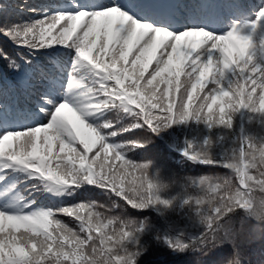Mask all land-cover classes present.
I'll return each mask as SVG.
<instances>
[{"label":"snow or ice","instance_id":"snow-or-ice-1","mask_svg":"<svg viewBox=\"0 0 264 264\" xmlns=\"http://www.w3.org/2000/svg\"><path fill=\"white\" fill-rule=\"evenodd\" d=\"M8 8L0 4V36L6 38L0 45V159L31 170L30 178L46 181L49 191L67 199L55 207L36 205L35 199L23 205L0 204V264H34L37 256V264H95L97 256L119 264L114 248L106 247L113 237L103 232L106 225L95 211L97 204L75 202L79 189L87 184L111 190L133 209H145L158 197L141 185L131 188V195L122 180L117 186L126 169L143 167L125 160L127 153L143 149L153 133L190 106L200 119L214 121L228 97L232 103L242 99L257 104L259 89L260 101L264 0H56L42 9H27L33 14L27 17H12ZM240 36L251 38L243 55L236 42ZM245 57L250 59L242 63ZM81 68L95 77V88L77 78ZM237 84L243 85L242 95L234 92ZM216 104L218 113L212 111ZM111 108H122L131 119L116 128L111 121L98 123L95 114ZM106 138L118 142L109 144ZM210 142L193 149L186 141L183 155L204 166L224 167L223 158L211 163L197 158ZM258 147L240 137L238 148L246 153ZM109 153L115 158L111 164ZM115 161L121 163L116 166ZM59 215L79 221V232ZM215 215L219 219H209V231L215 228L225 237L236 232L237 212L220 215L217 210ZM6 228L13 230L7 236ZM22 228L43 230L46 239L18 238L15 231ZM134 233L121 228L119 240H131L136 258L143 249L135 247ZM165 242L173 251L187 249L179 238L166 237Z\"/></svg>","mask_w":264,"mask_h":264},{"label":"trees","instance_id":"trees-1","mask_svg":"<svg viewBox=\"0 0 264 264\" xmlns=\"http://www.w3.org/2000/svg\"><path fill=\"white\" fill-rule=\"evenodd\" d=\"M55 2L56 0H0V4L9 5L7 14L12 17L33 15L27 9H42ZM20 6H23V11L20 10ZM5 39L0 36V45L4 44ZM2 72H4V65L0 63V87L3 85ZM84 79L90 84V87H96L94 79L85 76ZM258 93L259 89H257L256 94L257 105L259 104ZM203 94V92L200 93V95ZM189 111H191V106ZM212 111L218 113V104L213 105ZM97 114L98 123L111 121L113 128L119 127L122 122L131 119L129 114L125 113L122 108L105 109L102 114ZM230 115L233 119L231 128L215 124L209 127L204 122L191 118L186 121L170 123L167 127H161L158 132L153 133L151 142L146 144L143 149L125 155V160H132L136 163L145 160L152 161L149 165V177L150 179L154 178L161 187L156 190L155 196L158 197L156 202L149 204L145 209H133L122 197H117L115 193H111V190L105 191L87 184L79 189L81 196L75 202L83 201L86 203L91 200L95 201L97 205H103V207H96L95 211L103 213L104 218L119 217L123 220L135 218L138 225L140 221H144L142 230L134 233L137 240L135 247L143 249L139 256L135 258L134 264H220V261L232 252V248L228 243L203 255L191 247L183 252L173 251L168 247L165 238H179L186 243L196 242V238L204 231L205 225L200 222L199 213L197 212L198 208L202 212L204 206L197 205L192 199H187L189 196H195L200 191L193 180L202 174H226L229 172L224 167H209L190 161L183 155L186 141H191L192 147L195 149L206 138L210 139L209 151L215 160L221 159L232 149L238 148L241 136L249 137L252 142H264V115L252 113L246 108L242 117L240 110L230 113ZM173 116L176 118L175 107ZM88 121L90 122L91 119ZM105 142L112 144L118 141L115 138H106ZM245 147H247L246 144ZM109 157V163L111 164L115 158L112 153H109ZM120 163L121 161H115L116 166ZM4 164H7L8 167H3ZM121 171L122 173L125 172V170ZM12 175L14 176L10 182L2 186L0 194V198H4L7 204L23 205L35 199L36 205L55 207L61 199H67V197H57L52 191H49L45 187L46 181L35 177L30 178L31 172L22 166L9 161L7 158L0 159V177ZM121 180L123 181V189L126 192L141 184L144 185L146 190V182L143 180L140 171L133 172L131 169H126V174H122L121 178L117 180L118 187L121 186ZM129 194L132 193L129 192ZM5 195L11 196V199L3 197ZM186 199L187 203H185ZM113 202L118 207H113ZM239 214L237 212L238 216ZM57 218L69 228L79 232V221H76L74 217L59 215ZM104 218L101 219V222L105 224ZM121 228L124 231L130 230L128 226L121 225L118 222L106 225L103 232L113 237L112 242L107 244L106 247L114 249L117 247L115 241L119 239ZM113 229H115V232ZM12 231L11 228H6L5 235L7 236ZM42 231L39 230L33 233L22 228L16 230L15 235L21 238L22 233H26L28 237L37 236L40 240H44L46 237L41 235ZM49 231H52L51 227ZM116 233H119V235H116ZM92 234L93 236L98 235L95 231ZM81 235L86 234L81 233ZM95 243L99 246V239ZM124 243L129 248L134 246L131 240ZM40 250L38 245L37 251ZM53 250L55 251V245ZM244 251L251 264H264V236L254 239L245 247ZM113 254L115 255V252ZM46 255L50 256V254ZM39 261L40 257H35L34 264Z\"/></svg>","mask_w":264,"mask_h":264},{"label":"clouds","instance_id":"clouds-1","mask_svg":"<svg viewBox=\"0 0 264 264\" xmlns=\"http://www.w3.org/2000/svg\"><path fill=\"white\" fill-rule=\"evenodd\" d=\"M250 37H236V42L243 55L244 50L249 46ZM250 57H245L242 63L247 62ZM264 76V73H261ZM234 92L242 95L243 85L237 84L234 88ZM229 102L223 105L220 109V115L216 117L214 121L208 119H200L198 114H194L193 111H186L178 113V118L173 122L186 121L189 118L202 121L211 127L215 125H224L228 128L232 126V116L230 113L239 111L241 108H246L252 113L264 115V95H262L259 104H245L241 99L237 103L231 102V97H228ZM250 139L249 137H247ZM209 140V139H205ZM150 141H145L149 143ZM201 148L197 153V158L211 163L215 159L209 151V146ZM189 147H192V142L189 141ZM187 155L186 152L183 153ZM224 167L229 170L226 174H202L199 176L197 186L200 191L195 196H189L187 199H192L199 205L204 206V210L199 213L200 222L205 225L204 231L196 238L195 243H187V248L201 252L206 255L208 252L214 250L217 247L228 243L232 252L227 255L220 264H251L250 259L245 254V247L253 242L254 239H259L264 236V142H259V147L254 151L245 152L243 148H234L230 152L226 153L223 157ZM152 163L150 160H145L138 165H143L139 168L142 174L143 180L146 182V189L152 192L154 195L156 190L161 186L157 184L154 178L149 177V165ZM141 187H144L141 184ZM187 199L185 203H187ZM93 203H96L93 201ZM97 207H103V205H97ZM113 207L118 205L113 202ZM219 210L220 215H223L225 211L239 212V220L236 228V232L225 237L222 232L213 228L208 230L206 225L209 223V219L214 223L219 217L215 215V211ZM99 219L103 217V213H99ZM106 225H111L114 222H118L121 225L129 227L130 232H135L137 227L144 224V221H140L138 225L135 218L120 219L119 217L104 218ZM115 232V230H114ZM119 235V233H116ZM128 234L125 233V236ZM22 236L27 238L26 233H22ZM117 247L114 249L115 256L119 258V264H134L135 248H129L126 244H122L120 240H117ZM183 251V247L180 249ZM95 264H111V261L107 257L97 256Z\"/></svg>","mask_w":264,"mask_h":264},{"label":"rangeland","instance_id":"rangeland-1","mask_svg":"<svg viewBox=\"0 0 264 264\" xmlns=\"http://www.w3.org/2000/svg\"><path fill=\"white\" fill-rule=\"evenodd\" d=\"M256 4H259L261 2V0H255ZM258 10V9H257ZM255 39V37H254ZM202 51V50H201ZM202 58H206L205 56H202ZM95 115H98L97 113ZM46 122V121H45ZM11 180V177H8V178H4L2 181H0V185L1 184H4V183H8L9 181ZM0 204H4L3 201H0ZM10 204H13V203H10Z\"/></svg>","mask_w":264,"mask_h":264}]
</instances>
